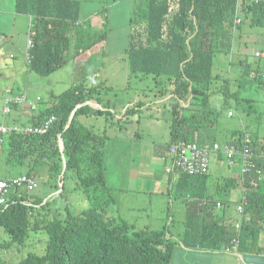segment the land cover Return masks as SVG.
<instances>
[{"label":"trees","instance_id":"obj_1","mask_svg":"<svg viewBox=\"0 0 264 264\" xmlns=\"http://www.w3.org/2000/svg\"><path fill=\"white\" fill-rule=\"evenodd\" d=\"M15 9L17 13L31 16L34 42L31 47L27 45L28 67L43 75L52 74L71 57L90 51L109 35V6L98 10L101 27L97 30L91 19L81 21L79 0H16ZM245 20L261 26L264 39V0H135L125 52L130 71L136 75H152L155 84L162 86V97L168 96L172 117L167 147L179 141L198 145L219 142V108L214 109L210 104L211 91H215L212 84L219 77L213 71L215 57L217 53L231 54L236 31ZM73 46L76 51L71 54ZM249 71V68L244 70L240 84ZM96 76L93 73L89 79L74 83L52 102L39 103L31 117L24 114L25 121L14 118L13 124L26 127L42 124L55 116L44 133L13 131L5 134L0 148L1 152L7 143L9 159L24 168L14 177L0 176V179L25 174L38 183V176L47 175L46 183L56 189L61 184V198H66L69 191L82 190L90 206L73 213L67 204L62 216L52 215L53 208L41 211V207L49 206V201L43 203L42 197L33 194L37 188L30 193L21 187L12 188L7 192L6 201L0 204V226L9 236L4 242L0 241V247L24 245L30 234L47 232L45 253L29 252L18 264H172L178 243L205 252L263 255L264 135L260 137L247 129L226 132L230 143L248 134L254 152L256 167L253 170L244 177L241 169L237 177L224 176L217 188L218 193L226 190L225 194L240 188L235 205L245 202L244 214H239L235 208L238 216L233 220L232 214L226 213L232 201L217 200L212 194L192 190L198 180L207 179L208 173L188 175L173 168L170 172L172 196L181 187L180 183L188 185L173 197L183 198L187 204L188 214L183 220L185 232L173 234L167 225L172 220H166L162 228L136 229L110 209L116 200L105 161L108 129L96 133L84 125L80 117L105 116L110 119V125L122 126L130 120L127 115L143 105L140 102L139 107L127 106L115 120L111 101L102 103L106 85L104 81L99 84ZM248 82L264 86V73L256 70L253 80L248 79ZM19 95L32 100L27 93ZM38 99L41 101L40 97ZM245 101L247 109L251 110L252 99ZM13 106L15 112L19 104L13 103ZM240 160L226 161L240 167ZM173 174H177L176 177ZM67 176L75 178L73 188L67 189ZM191 199L196 201L190 203ZM113 212L116 215H112ZM234 240L239 241L237 250L225 251L224 246H230ZM0 264L6 263L0 258Z\"/></svg>","mask_w":264,"mask_h":264},{"label":"rangeland","instance_id":"obj_2","mask_svg":"<svg viewBox=\"0 0 264 264\" xmlns=\"http://www.w3.org/2000/svg\"><path fill=\"white\" fill-rule=\"evenodd\" d=\"M15 1L0 0V27H2V32H5L11 39L4 43L3 53H0V118L3 115L2 108L5 97L8 95L14 97L27 93L28 97L32 99L31 102L33 100L38 102L35 104V108H37L42 103L54 101L64 90L74 83H79L86 78L89 79L93 73L97 74L95 79L99 84L104 81L106 85V90L102 91V103H106L107 100L111 101L110 105L116 113L114 115L115 120L125 112L127 106L139 107V103L142 102L143 107L127 115L130 120L122 126L110 125V119L108 120L105 116H81L80 120L84 125L94 129L96 133L103 132L105 128L108 129V139L105 146L107 178L109 182L115 179L118 183L113 190L116 202L111 205L110 209L115 211L117 215L121 213L122 217L134 225L136 229L144 226L154 229L164 227L166 220H162L163 218L159 216L163 215L161 209L167 207L166 204L162 206V202L164 198L167 200L166 194L169 190L168 180L170 176L165 172L164 166L162 169H156L157 171H154L153 176H143L145 167H152L149 164V158L143 156V148H147L146 152L149 154L151 150V154H156L157 157V150L170 140L172 110L168 105V96L162 97L160 92L162 86L155 84L152 75H136L129 69L125 48L129 42L128 33L131 30L130 23L135 0H79L81 21L83 18L85 20L89 18L97 27H101L98 21L100 17L97 15L98 10L104 6H109V35L103 43L97 44L91 51L82 53L75 58L71 57L64 66L50 75L29 70L25 53L29 39L34 42V33L31 20L28 21L27 18L26 22L25 16L20 25L14 26L15 21L21 19L15 11ZM15 16L18 20L15 19ZM12 33L13 36H11ZM2 40H4L3 37H0L1 43ZM75 51L73 46L69 52L73 54ZM246 68H249L250 71L243 83L240 84ZM256 70L264 73L263 28L245 20L236 31L231 54L217 53L214 62L213 71L215 75L219 74V77L212 84L215 91H211L210 104L214 109L219 108L217 111L218 141L223 144L222 146L227 143L225 139H228L226 132L229 129H247L260 137L264 135V86L259 87L255 83H246L248 79L253 80ZM37 97H40L41 101H38ZM248 98L252 99L251 110L247 109L245 100ZM93 102L95 106H99L96 101ZM17 103L19 107H16V110L20 112V116L22 112L29 117L33 115L34 109L29 107L28 102ZM229 111H233L234 114L231 116ZM5 116V121L13 124V104L11 105V112ZM16 118H19L18 114ZM138 131L142 133L143 140L137 137ZM7 147L8 144L5 143L0 152V176L14 177L24 168L16 161L9 159ZM168 148L169 146L166 150ZM140 151L141 154H139ZM217 162L227 164L224 157L212 158L208 189L218 199L234 201L240 194V188L236 187L230 194H216V183L222 182L224 176H237L239 166L231 164L234 166L233 168L216 171L214 167L218 165ZM140 177H142L143 182L147 178L150 179V189L146 194L127 189L122 190L125 189L122 188L123 185L137 189L138 183H142ZM46 178L47 175L45 177L38 176L39 185L33 192L34 195L43 198V203L49 201V206L41 207V211L47 212L48 209L53 208L52 215L57 213V216H62L66 211L67 204L73 213H78L90 206V201L82 190L69 191L66 196L67 199L61 198L59 195L61 184L59 189H56L54 185L45 182ZM153 179L154 183L152 182ZM65 184L67 189L73 188L76 185V180L67 176ZM143 185L145 184L143 183ZM132 201L141 203L135 208V211L130 210L128 206ZM235 203L232 202L226 208L227 215L232 214L233 220L238 216H236L237 213H234ZM60 206L61 208H59ZM181 206L185 209L181 199H174L170 205L174 212L176 210L183 211ZM183 220H185L184 215L177 214L173 216L172 221L167 222L173 234L178 235L185 232L186 225ZM180 236L183 237L184 234ZM8 238V234L0 226V241L4 242ZM47 238V232L32 233L24 245L13 244L5 248L0 247V258L6 264H18L29 252L43 254L45 253ZM180 246L184 249L187 248L178 243L175 245V250ZM199 253L190 252L189 257H191L192 263L196 261ZM203 254L204 256H212L219 263L220 258L228 260L226 256L238 257L248 253L231 254L221 251H206ZM178 262L183 264L184 256L180 258L175 251L172 264H178ZM226 264L231 263L227 262Z\"/></svg>","mask_w":264,"mask_h":264},{"label":"built area","instance_id":"obj_3","mask_svg":"<svg viewBox=\"0 0 264 264\" xmlns=\"http://www.w3.org/2000/svg\"><path fill=\"white\" fill-rule=\"evenodd\" d=\"M29 47L33 45L31 39L28 41ZM1 45V42H0ZM26 59L30 60L29 49L27 47ZM39 100V99H38ZM17 102H28L31 109L35 108L37 102L27 100L25 96H7L4 100L2 108V119L0 120V148L5 139V134L10 132L23 131L25 133H44L48 130L50 124L54 120L55 116H51L47 121L42 124L29 125L26 127H21L18 124H9L5 121V114L11 112V105ZM230 115L233 114L232 111L229 112ZM223 144L215 142L213 144L198 145L193 142L179 141L173 143L167 150L168 159L170 164L167 166V172H171L173 168L176 170L186 173L188 175H204L209 172L211 165V159L213 156L224 157L231 163L236 160H240L241 174L244 177L248 171L253 170L256 167L254 162V152L250 146L249 135L244 133L241 140H237L233 143L227 141ZM259 172V171H258ZM16 187H21L27 192H32L38 187L36 179L32 176L25 174L19 175L12 179H0V204L6 201V195L8 190ZM244 204L241 202L236 206V210L239 214H244ZM220 205V203H218ZM237 229L240 228V223H236ZM238 240H234L233 244L230 246H224L225 251L237 250Z\"/></svg>","mask_w":264,"mask_h":264},{"label":"crops","instance_id":"obj_4","mask_svg":"<svg viewBox=\"0 0 264 264\" xmlns=\"http://www.w3.org/2000/svg\"><path fill=\"white\" fill-rule=\"evenodd\" d=\"M16 2V1H15ZM16 11V10H15ZM17 12V11H16ZM19 14V16L21 17V19L19 20V21H15V24H14V26H16V24L17 25H20L24 20H23V17L25 16L26 17V22H27V18H28V21H29V19L31 18V16L30 15H27V14H20V13H18ZM15 19H17V17L15 16ZM18 20V19H17ZM93 20H95V19H93ZM98 20V19H97ZM96 22V21H95ZM100 24V23H99ZM94 28H96V30L97 29H100V27H97V26H95L94 25ZM2 27H0V37H3V39L4 40H2V43H1V46H0V53H3V50L4 49H2V47H4L3 45H4V43H6L8 40H11L10 39V37H8L7 36V34L5 33V32H2ZM11 36H13V33L11 34ZM92 50V49H91ZM90 50V51H91ZM26 54V53H25ZM17 114H18V116L20 117V119L19 120H21V121H19V122H22V121H25L26 119H25V115H23L24 113L22 112V114H21V116H20V112L19 111H15L14 112V117L13 118H16L17 117ZM0 119H2V118H0ZM138 133V135H137V137L140 139V140H143L142 139V136H141V132L140 131H138L137 132ZM228 139H225L226 141H228L229 140V137H227ZM224 140V141H225ZM223 141V142H224ZM166 148H167V143L166 144H164V145H161V148L160 149H158L157 150V157H156V154H154V155H152L151 154V150H150V154L149 153H147L146 151H147V148H143V151H144V153H143V156L145 157V156H147L148 158H149V164L150 165H152V167H149V166H147V167H145V171L143 172L144 174H143V176L144 177H149V176H153L154 175V171H157L156 169H158V168H160V169H162V166H164V170H165V172L167 173V174H169V176H170V178H169V180H168V185H169V190L167 191V200L164 198V201L162 202V206H164V204H166V206L167 207H165V208H162L161 209V211H163V215H161V216H159V217H161V218H163L162 220H173V216L174 215H177V214H181V215H184V218L186 217V214H188V209H187V204L183 201L184 199L183 198H180L181 200H182V202H183V205H185V209L182 207V210L183 211H181V210H176L175 212H174V209L173 208H171L170 207V205L174 202V199H176V198H173L174 196H177L179 193H181L182 192V190L184 189V188H188V185L187 186H185V184H182V183H180V186L181 187H178V191L177 192H175L174 193V196H172V194L170 193V188H171V173H169V172H167V166L170 164V162H169V159H168V154H167V150H166ZM142 151V150H141ZM139 152V154H141L142 152ZM155 156V157H154ZM213 157H217V158H220L219 156H213ZM223 159V158H222ZM215 160V159H214ZM218 160V159H217ZM211 161H212V159H211ZM153 162H154V164H153ZM218 163V165L217 166H215L214 168H215V170L216 171H218V170H226V169H228V168H233L234 166H232L231 164H228L227 162V164H220L219 162H217ZM211 166V165H210ZM239 166V165H238ZM235 167H237V166H235ZM221 168V169H220ZM179 172V171H178ZM179 173H181V172H179ZM210 174H211V168H210V170H209V172H208V177H207V179H204V180H198L197 182H196V184H195V186L192 188V190L194 191V192H196V193H202V194H212V193H210V191H209V189H208V180H209V177H210ZM239 174H240V167H239ZM238 174V175H239ZM174 175V177H176V175L175 174H173ZM237 175V176H238ZM237 176H233V177H237ZM180 179H183V178H180ZM140 180L142 181V183L141 184H139L138 183V185H137V189H131L130 187H126V186H124L123 185V187L122 188H125V189H122V190H132V191H138V192H141V193H144V194H146L148 191H149V189H150V186H149V184H150V179L149 178H147L146 180H145V182H143V179H142V177H140ZM153 183H154V179H153V181H152ZM219 182V181H218ZM218 182L216 183V194L218 193V190H217V188L218 187H220L221 185H218ZM110 183L113 185V186H115V185H117L118 183H117V181H115V179H113V181L111 180L110 181ZM143 183L145 184V185H143ZM153 186V185H152ZM151 186V187H152ZM241 189H242V186H241ZM223 190V189H222ZM224 192H226V190H223L222 191V193H224ZM232 191H230V193H231ZM229 193V194H230ZM165 194V193H164ZM163 194V195H164ZM211 196H213V198L214 199H217V197L215 196V195H211ZM206 197V196H205ZM180 199H176V200H180ZM133 200V199H132ZM217 200H220V199H217ZM192 201H196V199H191V200H189V202L191 203ZM232 202H235V200L234 201H232ZM201 203H205V201H201ZM139 204H141V203H138V202H135V201H132L131 203H130V205H128L129 206V209L130 210H133V211H135V208L137 207V206H140ZM236 208V207H235ZM115 212V211H114ZM114 212L113 213H111L112 215H116V214H114ZM118 216H120V217H122V215H121V213H119L118 214ZM188 251H187V250ZM191 251H196V252H200L198 255H197V259H196V261L194 262V263H192V261H191V257H189V255H190V252ZM176 252L178 253V256L181 258L182 256H184V262H182L183 264H204L203 262H205L206 264H226L227 262H229V263H231V264H264V254L263 255H257V254H246L245 256H238V257H235V256H226L227 258H228V260H223V258H220V260H219V263L218 262H216L215 260H214V258L212 257V256H204V252L205 251H202V250H199V249H192V250H189L188 248H182V246H180L179 248H177L176 249ZM232 254V253H231ZM230 254V255H231ZM203 258H204V260H203ZM178 264H180V262H178Z\"/></svg>","mask_w":264,"mask_h":264},{"label":"water","instance_id":"obj_5","mask_svg":"<svg viewBox=\"0 0 264 264\" xmlns=\"http://www.w3.org/2000/svg\"><path fill=\"white\" fill-rule=\"evenodd\" d=\"M89 103H91V104H93L92 102H89ZM79 106V105H78ZM76 109L77 108H75L74 110H73V112H72V114L70 115V119H69V122H68V125L70 124V122L72 121V119H73V117H74V114H75V111H76ZM61 150H63V141H62V139H61ZM64 171H65V168H64Z\"/></svg>","mask_w":264,"mask_h":264},{"label":"bare ground","instance_id":"obj_6","mask_svg":"<svg viewBox=\"0 0 264 264\" xmlns=\"http://www.w3.org/2000/svg\"><path fill=\"white\" fill-rule=\"evenodd\" d=\"M28 45V47H29V43L27 44ZM232 143V142H231ZM247 174V173H246ZM244 181V180H243Z\"/></svg>","mask_w":264,"mask_h":264}]
</instances>
